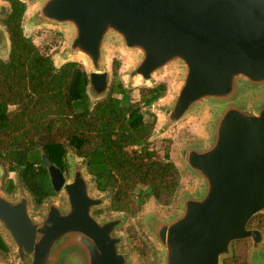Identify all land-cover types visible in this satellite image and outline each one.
<instances>
[{
  "label": "water",
  "instance_id": "95a60500",
  "mask_svg": "<svg viewBox=\"0 0 264 264\" xmlns=\"http://www.w3.org/2000/svg\"><path fill=\"white\" fill-rule=\"evenodd\" d=\"M8 13L0 4V16ZM30 21L71 30L63 62L55 65L80 58L90 68L88 92L95 100L110 88L112 38L136 56L124 83L129 90L137 79L154 87L158 74L182 68L176 95L161 110V132L210 107L205 140L179 156L198 187L183 194L176 213L146 215L147 233L161 250V264H224L241 240L251 242L252 262L264 264V227H250L264 214V105L247 100L264 88V0H39ZM2 26L0 49L9 52L0 59L7 60L11 42ZM42 159L63 204L49 199L35 217L20 175L15 197L0 191V234L19 264H134L120 233L126 217L95 215L110 194L92 193L96 180L86 159L72 163L69 178L46 154Z\"/></svg>",
  "mask_w": 264,
  "mask_h": 264
},
{
  "label": "trees",
  "instance_id": "16d2710c",
  "mask_svg": "<svg viewBox=\"0 0 264 264\" xmlns=\"http://www.w3.org/2000/svg\"><path fill=\"white\" fill-rule=\"evenodd\" d=\"M5 1L10 10L1 23L8 31L11 51L7 60L0 59V166L20 175L37 209L56 194L42 155L67 172L70 149L86 159L96 189L110 194L111 211L134 217L151 198L162 206L171 205L181 174L169 147L161 158L151 143L157 115L146 109L165 96L167 85L141 87L138 100L124 102L120 96L131 89L120 79V62L115 60L107 95L92 101L85 67L76 61L57 67L52 56L24 32L27 4ZM14 188L9 179L4 191L12 194ZM251 224L264 227V214L256 215ZM134 245L142 257H148L146 246ZM246 248L244 241H236L234 256L224 264H249ZM9 250L0 234V252Z\"/></svg>",
  "mask_w": 264,
  "mask_h": 264
},
{
  "label": "rangeland",
  "instance_id": "374dc122",
  "mask_svg": "<svg viewBox=\"0 0 264 264\" xmlns=\"http://www.w3.org/2000/svg\"><path fill=\"white\" fill-rule=\"evenodd\" d=\"M23 1H25L27 4V12L23 20L25 34L31 37L34 42L39 45L46 53L50 54L56 65H61V63L63 62L62 58L64 51L70 41L71 30L68 27L37 25L34 23V21L31 22L30 20L32 18V15L39 5V0ZM0 4L7 6L10 10V6L7 1L0 0ZM2 19L3 17L0 16V27H3V24L1 23ZM8 52L9 48L7 46L3 47L2 49H0V57L2 59H5L8 56ZM74 60L82 63V60L80 58L76 57L74 58ZM115 60H118L120 62V68L118 72L119 77L127 85L128 79L126 74L135 63L136 56L130 52H127L116 38H112L106 48V68L110 73V83L114 76L113 66ZM86 70L89 72L90 68H87ZM181 77L182 68L180 66L170 67L166 71L156 76L154 84L162 82L165 83L167 85V92L164 97L154 103V107L151 109L153 113L157 115V124L154 135L152 136L150 141L158 150V155L161 158L164 157V149L166 147H169L171 160L177 165L181 174V185L178 189V192H176L175 194L173 203L169 206H162L158 204L154 199H150L146 204L143 205L141 210L134 217L124 212L111 211L109 202L104 207L99 208L95 211V215L101 218L115 217L118 215H123L126 217V223L122 227H120V233L125 237V243L123 247L127 252H129L134 264H161V250L158 248L157 243H155L149 237L146 226L144 224L146 215L155 213L160 216L167 217L176 213L180 208V202L182 200L183 194L189 191L193 192L198 187V183L196 182L195 178H193V176H191L189 173L187 174L184 172V170H182L179 163V156L183 148L187 145L191 143L193 144L194 142L201 143L205 140V136L207 135L208 130V121L211 117L210 107H204L197 110L188 118L170 128L167 132H161L162 123L164 121L161 110L168 104H170L171 101H173L178 89V85L181 81ZM141 87H144V83L140 79H137L134 82L133 87H131L130 94L120 97L124 102L129 101L130 98L132 100H138L140 96L139 89ZM239 95L240 99L241 92H239ZM91 99L92 101H95V98L91 97ZM247 100L255 107H262L264 105V88L259 89L258 92L256 91L255 93H252V96H250ZM67 155V163L69 165V168L67 172H64V174L67 178H69V172L71 171L72 163L75 161H81L82 158L77 156L72 149L68 151ZM0 169V191L13 198L18 193V176L14 172L7 171L4 166H0ZM85 172L87 177L91 178V175L86 170ZM9 179L14 182L15 186L14 192L12 194H8L4 191V186L5 184H7ZM91 191L95 195L100 194V192L95 188L94 185H92ZM49 199L58 201L60 204L64 203L63 195L60 193H56ZM46 201L39 209L35 207L34 201L32 202L31 211L35 217L40 218V215L45 212ZM250 227L261 226L252 225L250 223ZM128 229L132 230L131 235L128 234ZM134 235L137 237L136 239H132ZM241 241H244L247 246L246 259L248 263L254 264L252 262L253 258L251 251V242L248 240ZM134 243L138 244L141 247L143 245L146 246L149 253L148 257H142L135 249ZM0 264H19V260L16 258V249L13 246H11L7 254H3L0 252ZM72 264L77 263L73 262Z\"/></svg>",
  "mask_w": 264,
  "mask_h": 264
}]
</instances>
